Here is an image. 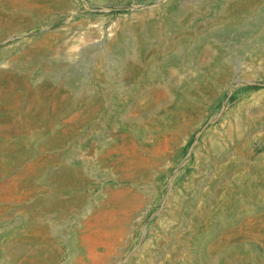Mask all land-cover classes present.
Masks as SVG:
<instances>
[{"label": "rangeland", "instance_id": "obj_1", "mask_svg": "<svg viewBox=\"0 0 264 264\" xmlns=\"http://www.w3.org/2000/svg\"><path fill=\"white\" fill-rule=\"evenodd\" d=\"M259 12L0 0V264H264Z\"/></svg>", "mask_w": 264, "mask_h": 264}, {"label": "bare ground", "instance_id": "obj_2", "mask_svg": "<svg viewBox=\"0 0 264 264\" xmlns=\"http://www.w3.org/2000/svg\"><path fill=\"white\" fill-rule=\"evenodd\" d=\"M263 30L264 12H259L245 21H238L233 24L221 25L216 31H214L215 33L213 32V34L218 35V37H223L226 42L225 46H227L226 52H232L233 46H237V48H244L246 44L256 40ZM181 50L182 49L180 48V52ZM179 54L182 55V58L187 59L186 49H183V51ZM176 58L178 59V57Z\"/></svg>", "mask_w": 264, "mask_h": 264}]
</instances>
